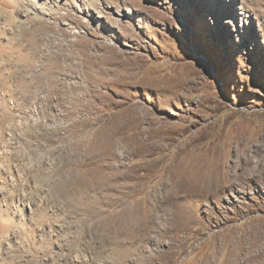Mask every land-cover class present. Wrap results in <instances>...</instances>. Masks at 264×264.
Wrapping results in <instances>:
<instances>
[{
    "label": "rangeland",
    "instance_id": "obj_1",
    "mask_svg": "<svg viewBox=\"0 0 264 264\" xmlns=\"http://www.w3.org/2000/svg\"><path fill=\"white\" fill-rule=\"evenodd\" d=\"M33 1L0 0V264H264V3Z\"/></svg>",
    "mask_w": 264,
    "mask_h": 264
},
{
    "label": "bare ground",
    "instance_id": "obj_2",
    "mask_svg": "<svg viewBox=\"0 0 264 264\" xmlns=\"http://www.w3.org/2000/svg\"><path fill=\"white\" fill-rule=\"evenodd\" d=\"M33 5H34V9H38V10H41V9H43L44 7H46V5H49L50 3H53L52 1H50V0H35V1H33ZM60 3V2H59ZM260 3H264V0H261V2ZM37 12V11H36ZM39 12V11H38ZM110 51V50H109ZM116 54V53H115ZM117 56V55H116ZM119 59V58H118ZM128 60V59H127ZM138 61V60H137ZM126 63V62H125ZM137 65V64H136ZM133 66V65H132ZM133 70H135L134 68H131V69H128V72L127 73H129L130 74V72L131 71H133ZM136 72V71H135ZM131 77V76H130ZM216 156V155H215ZM214 159H216V157L214 158ZM207 160V159H206ZM211 161V160H210ZM214 161V160H213ZM250 162V161H249ZM210 164H211V162H210ZM218 164V163H217ZM203 165V164H202ZM209 165V164H208ZM207 165V166H208ZM205 166V165H204ZM201 168V167H200ZM205 168V167H204ZM209 169H211V168H209ZM213 169V168H212ZM256 170V169H255ZM180 175V174H179ZM183 176H184V174H183ZM100 180V179H99ZM186 181V180H185ZM199 184H201V183H199ZM203 184H205V183H203ZM202 184V185H203ZM186 185V184H185ZM198 185V184H197ZM181 186V185H180ZM188 186V185H187ZM206 186H208V184H206ZM205 187V186H204ZM207 188V187H206ZM183 189V188H182ZM212 189V188H211ZM208 190V189H207ZM190 192V191H189ZM200 192V191H199ZM191 195V194H190Z\"/></svg>",
    "mask_w": 264,
    "mask_h": 264
}]
</instances>
